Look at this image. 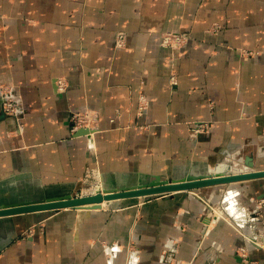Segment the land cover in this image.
Segmentation results:
<instances>
[{"label":"crops","instance_id":"0c3cea01","mask_svg":"<svg viewBox=\"0 0 264 264\" xmlns=\"http://www.w3.org/2000/svg\"><path fill=\"white\" fill-rule=\"evenodd\" d=\"M248 157L264 169V0H0V207ZM218 187L0 217V264H264V177Z\"/></svg>","mask_w":264,"mask_h":264},{"label":"water","instance_id":"95a60500","mask_svg":"<svg viewBox=\"0 0 264 264\" xmlns=\"http://www.w3.org/2000/svg\"><path fill=\"white\" fill-rule=\"evenodd\" d=\"M88 133L87 128H81L78 134ZM248 169L238 172H215L209 175L190 174L179 180H169L155 176L149 182L137 186L121 188H105L100 186L90 194L80 196L67 194L64 196L50 197L39 201H30L0 207V217L34 213L40 211H57L60 209H96L101 208L104 201L108 206L120 199L140 198L152 199L158 195L175 193L179 191L197 190L206 186L227 184L264 177V169H256L254 160L247 158ZM89 205V206H87Z\"/></svg>","mask_w":264,"mask_h":264},{"label":"built area","instance_id":"2783aa9c","mask_svg":"<svg viewBox=\"0 0 264 264\" xmlns=\"http://www.w3.org/2000/svg\"><path fill=\"white\" fill-rule=\"evenodd\" d=\"M190 38L189 34L187 33H173L167 32L162 37V45L164 46H171V47H180L184 45L187 40ZM125 36L123 33H120L117 37V45H121L124 42ZM59 89L63 90L65 88L64 83L61 79L58 80ZM6 98L4 102V109L6 112L17 115L19 109L17 107V102L14 101L11 96L4 94ZM72 120V130L76 131L79 128L91 127L92 123H94V117L87 112H73L71 115ZM207 129L206 123L198 124L196 127L193 128V134H197ZM244 260L246 259V254L244 253V249L242 250Z\"/></svg>","mask_w":264,"mask_h":264},{"label":"rangeland","instance_id":"374dc122","mask_svg":"<svg viewBox=\"0 0 264 264\" xmlns=\"http://www.w3.org/2000/svg\"><path fill=\"white\" fill-rule=\"evenodd\" d=\"M246 54V53H245ZM248 158H250V157H248ZM247 159V158H246ZM246 161L247 160H245L244 162V165L245 166H247L246 165ZM230 164H231V167H229V172H233L234 171V159H231L230 160ZM239 165V166H238ZM240 166H242V164L241 163H239V164H236V167H240ZM248 169V168H247ZM246 169V170H247ZM245 170V171H246ZM219 185V187H220V185H222V184H218ZM218 185H213V186H218ZM100 186H98L97 188H99ZM219 187H218V191H219ZM97 188H93V189H95L93 192H95L96 190H97ZM203 188V187H202ZM200 189V188H199ZM199 189H197V190H199ZM92 190V189H91ZM197 190H187V191H194V192H196ZM93 192H91V193H93ZM218 193V192H217ZM168 194H171V193H168ZM164 195H167V194H164ZM76 196H79V195H76ZM158 196H163V195H158ZM140 198H143V197H140ZM123 200H127V199H123ZM214 205V204H213ZM213 205L210 203V204H208V206H207V208H209V209H212V207H213ZM105 206V205H104ZM177 264H179V263H177Z\"/></svg>","mask_w":264,"mask_h":264},{"label":"bare ground","instance_id":"6f19581e","mask_svg":"<svg viewBox=\"0 0 264 264\" xmlns=\"http://www.w3.org/2000/svg\"><path fill=\"white\" fill-rule=\"evenodd\" d=\"M128 199H131V198H128ZM120 200H123V199H120ZM102 204V206H106L107 205V202L106 201H104L103 203H101ZM87 206H89V205H87Z\"/></svg>","mask_w":264,"mask_h":264}]
</instances>
